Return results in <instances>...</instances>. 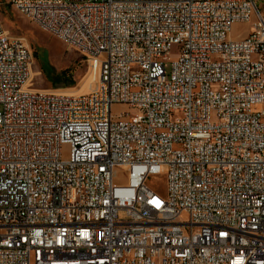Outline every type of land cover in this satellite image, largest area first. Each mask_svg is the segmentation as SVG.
Wrapping results in <instances>:
<instances>
[{"label": "built area", "instance_id": "2783aa9c", "mask_svg": "<svg viewBox=\"0 0 264 264\" xmlns=\"http://www.w3.org/2000/svg\"><path fill=\"white\" fill-rule=\"evenodd\" d=\"M5 2L95 84L31 90L0 23V264H264V1Z\"/></svg>", "mask_w": 264, "mask_h": 264}, {"label": "rangeland", "instance_id": "374dc122", "mask_svg": "<svg viewBox=\"0 0 264 264\" xmlns=\"http://www.w3.org/2000/svg\"><path fill=\"white\" fill-rule=\"evenodd\" d=\"M259 1L263 2L264 0ZM0 23L10 38L23 39L30 48L32 63L29 87L31 90L78 95L88 93L94 86L95 78L87 73V66L78 52L11 10L5 0H0ZM249 26L250 24L232 25L231 38L243 37ZM175 58L176 53L173 51L171 60ZM65 82H67L66 85ZM128 112L126 105H116L111 109V114L114 116ZM66 153L67 148H63V156ZM120 174L115 184L125 185V176ZM148 184L159 195L164 194L165 183L162 176L150 177ZM183 219L184 217H182Z\"/></svg>", "mask_w": 264, "mask_h": 264}, {"label": "trees", "instance_id": "16d2710c", "mask_svg": "<svg viewBox=\"0 0 264 264\" xmlns=\"http://www.w3.org/2000/svg\"><path fill=\"white\" fill-rule=\"evenodd\" d=\"M67 84V82H65V85Z\"/></svg>", "mask_w": 264, "mask_h": 264}, {"label": "bare ground", "instance_id": "6f19581e", "mask_svg": "<svg viewBox=\"0 0 264 264\" xmlns=\"http://www.w3.org/2000/svg\"><path fill=\"white\" fill-rule=\"evenodd\" d=\"M95 78V76H93Z\"/></svg>", "mask_w": 264, "mask_h": 264}]
</instances>
